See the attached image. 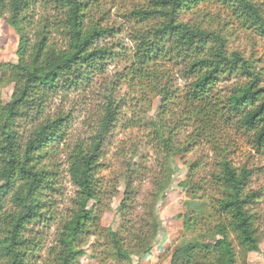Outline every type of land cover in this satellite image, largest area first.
Returning <instances> with one entry per match:
<instances>
[{"label":"trees","instance_id":"1","mask_svg":"<svg viewBox=\"0 0 264 264\" xmlns=\"http://www.w3.org/2000/svg\"><path fill=\"white\" fill-rule=\"evenodd\" d=\"M0 19L17 38L16 60L0 63V88L12 86L0 97V264H136L165 232L177 161L186 198L170 264L260 252L264 0H0ZM70 95L93 100L78 130ZM118 128L140 135L118 142L106 176ZM119 193L118 225L105 227Z\"/></svg>","mask_w":264,"mask_h":264},{"label":"rangeland","instance_id":"2","mask_svg":"<svg viewBox=\"0 0 264 264\" xmlns=\"http://www.w3.org/2000/svg\"><path fill=\"white\" fill-rule=\"evenodd\" d=\"M7 25L6 23L0 19V63L1 62H14L16 60L14 51L17 44V38L14 33H7ZM178 84H181L182 81L178 80ZM123 92L125 89L122 90ZM12 92V86H8L5 88H0V97L3 101L7 102L10 98ZM77 102V103H75ZM82 102H86L85 108L81 107ZM75 103L77 106V109L74 113V119L72 121L73 129H80L82 127V122L87 114L91 112V108L93 105L92 97H88L85 100L76 98L74 95H70L68 98V105H71ZM148 114H153L158 110V107L160 105V98L159 97H153L151 98V101L148 104ZM84 107V104H82ZM125 110V109H124ZM126 114L128 117L131 116V113L129 111H126ZM132 135H140V132L138 130H127L124 131L120 128L115 130V133L113 137L110 138L108 148L106 150V158L105 161L109 165V170L104 171V174L106 176H109L111 172H117L120 170V158L115 156V149L118 145V142L122 139L123 141H126L130 136ZM135 137V136H134ZM143 156H145L146 164H150L152 162L153 153L149 149H145L143 151ZM138 161V159H136ZM177 167V174L175 176V181L173 184L172 189H170L166 195V198L162 202V204L159 206V217L163 221L164 228L165 224L170 222L171 220H177L175 216L179 214L182 211V201L186 198L185 194L182 195V199L179 200V196H177V190L179 188L176 187V183L180 180H182L186 173V168L183 166V164L180 161L176 162ZM63 186L66 189V195L68 196L70 192L72 191V186L68 182L67 178L63 179ZM181 193H184L182 189L179 190ZM122 197V194L119 193L116 197L112 199L111 202V208L104 212L102 218H101V224L105 227H111L115 229L119 222V214L117 212L118 204L120 202V199ZM66 204L64 202L63 206ZM167 209V210H165ZM181 220V219H180ZM179 232L175 235V237L172 239L171 243L174 244L175 239L178 237ZM92 241V239L90 240ZM264 243V239L262 240ZM85 249L87 250V253L90 252V243L85 246ZM81 264H96L95 260H91L88 258V256H83L81 258ZM249 264V262H248Z\"/></svg>","mask_w":264,"mask_h":264},{"label":"crops","instance_id":"3","mask_svg":"<svg viewBox=\"0 0 264 264\" xmlns=\"http://www.w3.org/2000/svg\"><path fill=\"white\" fill-rule=\"evenodd\" d=\"M7 25V24H6ZM7 33H14L12 29L7 25ZM180 188L176 191L179 200L182 199ZM167 210V209H165ZM181 220H171L165 224V232L159 242L153 246L151 251L140 259H137L136 264H170V258L165 254L166 247L171 243L172 239L181 229ZM249 264H264V243L260 244V252H251L248 254Z\"/></svg>","mask_w":264,"mask_h":264}]
</instances>
